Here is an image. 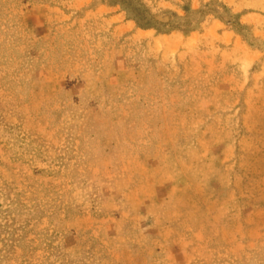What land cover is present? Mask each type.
Here are the masks:
<instances>
[{
	"label": "rangeland",
	"instance_id": "374dc122",
	"mask_svg": "<svg viewBox=\"0 0 264 264\" xmlns=\"http://www.w3.org/2000/svg\"><path fill=\"white\" fill-rule=\"evenodd\" d=\"M0 264H264V0H0Z\"/></svg>",
	"mask_w": 264,
	"mask_h": 264
},
{
	"label": "trees",
	"instance_id": "16d2710c",
	"mask_svg": "<svg viewBox=\"0 0 264 264\" xmlns=\"http://www.w3.org/2000/svg\"><path fill=\"white\" fill-rule=\"evenodd\" d=\"M129 6H131V5H129ZM139 9H136L135 10V13L137 14V16L139 17V20H140V25H142V26H144V27H149V26H151V24H152V21H153V19H147V17H143L140 13H139ZM139 22V21H138ZM156 24H158V23H156ZM165 26H168L169 27V29L170 30H172V29H180L181 28V24H178V23H171V22H169V23H166V25Z\"/></svg>",
	"mask_w": 264,
	"mask_h": 264
}]
</instances>
